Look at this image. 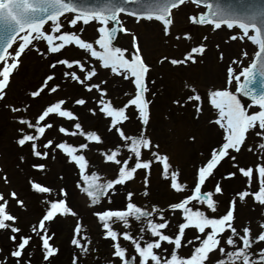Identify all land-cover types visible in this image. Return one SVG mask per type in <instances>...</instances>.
<instances>
[{"label": "snow or ice", "instance_id": "obj_1", "mask_svg": "<svg viewBox=\"0 0 264 264\" xmlns=\"http://www.w3.org/2000/svg\"><path fill=\"white\" fill-rule=\"evenodd\" d=\"M140 3L141 0H104L98 5H88L80 0H0V102L7 99L12 78L22 66V57L34 51L42 59L48 60V67L53 73H45L41 77L40 84L30 92V98H38L46 91L49 96H53L63 90L61 84L50 83L56 80L55 70L61 66L65 69L62 72L65 83L74 82L88 93L95 92V97L89 98L95 107L89 108L88 112L92 116L102 115L108 120L107 132L115 135L118 140L116 145L108 148L102 134L95 130L86 131L80 117L70 107H65L69 104L68 99L55 97V102L48 103L31 119L24 116L30 105H6L10 113H20V117L15 119L20 127L14 142L20 149L27 145L29 155L37 160H55L57 153L62 154L67 163L78 170L76 187L88 197L90 207L101 204L105 199L111 205L113 197L117 195V186H127L129 182H134L141 170L144 172L142 195L149 197L154 165L161 169V177L168 182L170 191L177 194L190 193L162 208L157 204L149 206L138 203L135 200L136 193L127 190L123 208L108 207L94 211L93 215L102 225L104 238L111 241V264H116V261L119 264H264V247L258 253L254 252V245H264V221L258 222L256 229H253L251 220L237 226L238 203L244 204L251 199L264 207V0L259 3H245L241 0L240 11L225 9L219 3L213 4L208 0H151L144 4L142 11L126 7ZM188 4L198 9L187 16L191 25L209 26L213 30L238 28L242 34L231 35V41L247 39L258 46L254 59L239 74L232 66L226 69L227 83L229 86L235 83V93L225 88L207 94L208 103L217 112V118L210 121V124L223 131L221 140L210 148L208 155L196 167L191 186L183 179L180 168L173 165L170 155L162 153L161 146L154 143L148 133L153 103L149 95H154L148 81L152 67L142 54L139 37L124 27L125 21L121 19L122 15H127L134 18L136 23L143 20L158 22L164 37L174 38L179 46L182 40L192 39V34L185 30L183 34L174 35V10ZM201 7L207 11L199 10ZM93 23L98 25V39L89 42L82 38L83 29L79 26ZM118 34L132 36L131 50L114 46L113 40ZM202 39L206 42L208 37L205 35ZM41 43L43 49L39 46ZM73 45L83 50L85 56L62 57L63 51ZM216 47L219 49V45ZM206 51V43H199L185 49L182 58L169 59L164 56L159 63L194 65L200 62L198 58H203ZM243 55L247 57V51ZM51 56L57 57L55 62H52ZM223 58L221 52L219 60ZM93 60L100 68L110 69L114 76L133 85L134 91L125 93L126 101L114 103L109 98L106 79L93 82L98 76L97 64ZM237 63L242 62L232 61L233 65ZM257 76L260 77L259 88L255 86ZM151 83L154 85L155 81ZM240 96L249 97L260 110L250 114L238 98ZM89 99L76 98L74 105L83 107L89 103ZM173 103L181 108L193 106L195 116L199 119L203 112L204 98L193 86L189 94L174 99ZM130 109L134 110L139 123L134 133L126 127L132 122ZM52 117L74 122L71 130L55 120L49 122ZM54 128L65 137L80 136L86 142L73 144L67 139L48 138L46 133ZM250 137L259 143L250 146ZM190 140L196 142L197 137L192 135ZM91 144L105 145L98 152L104 164L117 167V173L112 178L102 176L97 171L90 172V161L85 152L90 150ZM125 150L130 153L127 159L122 157ZM245 150L255 154L256 159L245 161L242 165L239 157ZM145 152L149 154L148 157L144 156ZM20 161L26 162L27 157L21 155ZM222 162L228 163L230 167L217 179L216 173L222 167ZM31 167L42 172L47 165L33 163ZM2 172L3 169H0ZM2 178L6 184L9 183L6 174ZM241 178L243 183L235 190L224 214L211 216L209 212L216 213L221 203L216 197L224 193L223 182ZM210 179L216 182L211 190L205 191ZM29 183L37 193H53L51 187L35 180ZM59 196L63 198L45 202L48 207L42 218L30 226L28 234H22L19 217L12 214L9 207L10 200H14L21 209H25L24 201L14 190L7 198L0 192V231L10 233L8 239L11 242L7 255L0 248V264H9V261L12 264H32V253L28 249L34 242L41 251L44 264H51L60 252L56 246V233L50 229L58 217L77 218L70 243L82 252H88L87 245H91L92 241L87 235H82L84 225L78 213L69 206L67 189L60 188ZM193 202L205 206L209 211L201 210L200 207L194 209L191 206ZM177 212L181 214L180 219L173 224L168 213L175 219ZM132 220L140 222L139 235L114 227L116 223H122L124 229H130ZM186 230L197 234L193 239H187ZM121 240L128 242L134 255H130L129 247L122 245ZM184 247L190 248L189 254L181 255ZM79 259V256H73L72 264H79Z\"/></svg>", "mask_w": 264, "mask_h": 264}, {"label": "rangeland", "instance_id": "obj_2", "mask_svg": "<svg viewBox=\"0 0 264 264\" xmlns=\"http://www.w3.org/2000/svg\"><path fill=\"white\" fill-rule=\"evenodd\" d=\"M190 9H187L183 12L182 19H186V14L188 12H196L198 9L196 6L192 4L187 5ZM128 17V16H123ZM131 19L129 22V25L131 28H133L132 31L136 30V21L132 17H128ZM146 30V34L148 36H153L157 40V42L160 44L162 49L165 50H159L158 52H153V49L155 46L150 45V39L147 38L148 36L142 38V45L143 50L145 54L146 62L152 67V71L150 72V75L148 77L149 81V87L151 89L149 99L153 100V109L151 110V120L150 124L148 126L149 129H152L155 131V135L159 134V132L162 131L161 126L162 122L160 121V111L159 109L162 108L163 112L167 115V125L170 128H175L179 125L186 126L184 131H182L178 136L180 139V147L178 149V156L180 160V170L181 172H185V167L188 169L187 176L183 179L187 181V183L191 186L192 185V176H193V170L196 166L200 165V163L204 160V157H206L209 153V150L212 146H215L220 140H221V133L222 130L217 128V131L212 136L210 140L206 141L205 134H207V131H205V125L203 122H201L202 114L206 108V101L204 98V93L207 84H214L216 88L224 87V82L222 80L223 75V68L220 67L218 69V66H215L212 68V71L209 72L206 70V66L198 62L197 64H190L186 67L185 73L186 75L190 76L192 78V82H184L180 80V77L178 76V73L175 69H173L176 66L171 65L170 63L165 62L164 64H160L159 61L164 56H168L169 59L174 58L173 57V50L167 48L166 40L169 42L172 40V38H166L164 37L161 25L158 22L151 21L144 25ZM80 27V26H79ZM128 27V25H127ZM86 30L91 33L92 38L95 36L93 25H90L86 28ZM188 31L192 34V36L195 37L194 45L197 46V41L200 40V36H207L209 37L212 28L209 26H197V25H191L190 23H186L183 25H180L179 27H176L175 33L183 34L184 32ZM201 32V35L199 34ZM214 33H217L219 36L223 37V39L214 38L218 41H224L226 37L229 36L231 32H224L221 33L220 31L215 30ZM231 35V34H230ZM230 38V37H228ZM93 41V39H91ZM214 40V41H215ZM89 41V40H88ZM90 42V41H89ZM215 45H218L214 43V45H211V47L218 49L215 47ZM189 45H182L181 51H185V49H189ZM169 50V51H168ZM175 53V52H174ZM85 56V53L83 54ZM231 56V54H230ZM253 57V56H252ZM251 57V59H252ZM52 62H55L54 57H50ZM32 63L34 61L31 60ZM37 65V64H36ZM248 65V64H247ZM35 65H32L29 67L30 72L32 73V70L34 69V75L30 77H19V79H14L13 82H11L10 89L8 90L7 99L5 102H0V169H3V172L0 173V192H3L8 197V194L11 191H16L19 198L24 201L25 203V209H21L16 201L10 200V207L9 210L12 212V214L17 215L19 217L18 224L22 227V234H28L30 231V226L34 223H37L40 218H42V215L45 213L48 205L45 203L46 201L54 200L57 198H63L59 196V190L60 188H66L68 191V202L69 206L73 208L74 211L78 213V218L82 220L84 227V232L82 235H87L88 238L92 241L91 245H87L88 252L84 253L80 249H64L62 253L55 256L51 264H72V258L73 256H79V264H87V262H100L103 258L106 257V251L103 252L101 255H97L89 250L90 247L96 246L98 244V240L100 238L104 239V235L101 234V228L100 223L98 222V219L93 215V212L95 211V207H89L86 205L83 200L81 199L78 188L76 187L75 180H70L69 176L64 177L62 172L63 164L59 160V158H56L55 160H52L49 158L48 160H37L34 159L29 155V147L26 145L23 149H20L15 144V139L17 138V131L20 127L15 122V119H18L20 117V113H10L6 107V105L11 104L13 106H19V107H29V111L24 114L25 118H33L35 117L40 110L47 106L50 102H55V97L65 98L69 100V104L65 107H70L71 110H73L79 117H82L83 114L85 115V120H89L91 123L85 124L83 120H80L82 123L83 128L88 130H95L99 131L101 126L103 125L101 123L100 117L102 115L92 116L88 109L95 107V104L91 102L92 97H95L96 94L87 96L82 95L78 96L76 98H86L89 99V103L83 107L75 106L74 100L75 97L66 96L67 91H69L71 85H76L74 82L65 83L62 79V72H59L57 69L55 70V76L56 80L54 82H50L52 84L59 83L62 85V91L58 92L57 94H54L53 96H49L47 91L43 93L40 97L32 99L30 98V92L35 90L36 87L41 82V77L44 76L45 73L52 74L53 70L48 67V60H45L41 63L38 62L39 69L37 70L34 68ZM165 66L170 68L165 69ZM61 67V66H58ZM210 67V65H209ZM62 68V67H61ZM177 69V68H176ZM227 74V73H226ZM221 77V78H220ZM163 79L162 82L158 85V79ZM184 79V78H183ZM220 79V80H219ZM155 81V84L153 85L151 81ZM215 80V81H213ZM62 81V82H61ZM157 81V82H156ZM175 82V86L177 84L184 86L189 92L191 87H195L198 92L201 94L202 98H204V105H203V112L200 114L199 119L196 118L194 108L193 106L189 105L185 108H178L173 102L168 103H161L160 98V85L163 86L164 89H169L171 87L172 89V83ZM157 83V84H156ZM166 83V85H165ZM163 84V85H162ZM172 94H175V92L172 91ZM189 94V93H187ZM186 94V95H187ZM68 97V98H67ZM109 98L113 99L114 103H120L122 101H126L127 97L119 98L114 97L111 95V92H109ZM175 98H177L175 96ZM248 101V100H247ZM248 106L253 104L252 102L248 101ZM260 109L254 108L250 109L249 113L259 111ZM99 116V117H98ZM62 118L52 117L49 122L52 120L58 121ZM65 120V119H64ZM66 122H69L65 120ZM74 123V122H73ZM65 127H67V124L65 123H59ZM73 125V124H72ZM106 125V124H105ZM213 125V124H212ZM107 127V126H106ZM72 127H70L71 129ZM53 130H58L54 128ZM47 134V133H46ZM195 135L197 137L196 142H192L190 140V136ZM48 136V135H47ZM70 143L73 144H79L80 142H86V141H74V140H68ZM259 141L256 140L254 137H250L249 139V145L258 144ZM203 154V155H202ZM24 155L27 157V161L22 163L20 161V156ZM97 157L91 158L90 161V169L95 168V161ZM241 164L245 161H253L256 159V155L253 153H248L246 150L244 151L243 155L239 157ZM33 163H44L47 165L46 169L42 172L33 169L31 165ZM187 164V165H186ZM229 164L222 162V167H220L217 170L216 178L219 179L220 174L224 173L226 170H229ZM73 168V167H72ZM184 170V171H183ZM72 171L75 172V169H72ZM78 171V170H77ZM76 173V172H75ZM6 174L9 180V183H5L3 180V175ZM63 177L61 180L60 177ZM35 180L36 182L42 183L44 186L51 187L53 189V193L51 195L45 194V193H37L35 192L31 186L29 181ZM216 180L210 179L205 187V191L211 190L215 184ZM167 181L163 180L162 177L152 181L150 183V192L152 199H155V204H158L162 208H166L167 205L170 202H176L179 199L182 198L183 195H187L190 193L185 194H177L172 191H170L167 187ZM243 183V178L239 180L234 181H224L222 184V187L224 188V193L222 196L216 197L221 203L218 205L216 213H210L211 216L219 217L222 214H224L226 208L228 207V202L230 201L231 197L234 195V192L236 189L240 188ZM255 187V185H254ZM194 209L196 207H200L201 210H205L206 212L209 211L206 209L205 206H201L196 204V202H193L191 205ZM101 207H97V210H100ZM91 214V215H90ZM180 213L177 212L175 214V219H173V216L171 213H168V218L172 219L173 224L177 222V220L180 219ZM237 226L247 222L248 220L252 221V227L253 229L257 228V224L260 221H264V207H261L257 205L254 201L251 199H248L244 204L238 203V211H237ZM77 218L72 217H58L56 222H53L51 225H55V227L58 230V233L56 235V246H58L59 243L65 241H70V239H65L67 237V233H69L70 229L73 228V225L75 223ZM117 227V230H126L123 228L122 223H116L114 225ZM141 227L140 222L135 221L133 223V229H130L129 231H132L134 234L139 231V228ZM197 233H194L192 230H186V238L187 239H193L194 236ZM10 233L0 231V248L4 249V255H7L8 253V247L10 246L11 242L8 239V236ZM109 244H111V241L105 239ZM123 240H121L122 242ZM128 245V244H126ZM223 245V241H222ZM59 247V246H58ZM165 248L168 247V245H164ZM189 247H184L181 250V255H187L189 254L190 250ZM133 251V250H132ZM28 252L32 253V264H44L42 261L41 251L37 244L34 242L32 246L28 249ZM134 253V252H133ZM135 254V253H134ZM2 258V257H0ZM9 264H12L11 261H9Z\"/></svg>", "mask_w": 264, "mask_h": 264}, {"label": "bare ground", "instance_id": "obj_3", "mask_svg": "<svg viewBox=\"0 0 264 264\" xmlns=\"http://www.w3.org/2000/svg\"><path fill=\"white\" fill-rule=\"evenodd\" d=\"M187 9H190L188 6H182L179 10H174V17H175V28H174V32L176 30V27H179L180 25L189 23L187 20V16L189 14H192V12H188L186 14V19H182L183 16V12ZM205 8L201 7L199 10H204ZM123 16H127V15H122L121 19L123 21H125L124 23V27L128 28L130 30V32L135 33L138 37H139V42H140V46H141V51L142 54L145 57L144 54V50H143V45H142V38L148 36L146 34L145 30V24L149 23L150 21H146L143 20L140 23H136V30L132 31L133 28L130 27L129 22L131 21L130 18L128 17H123ZM90 25H93L94 28V33L95 36L92 38L91 33H89L86 28ZM90 25H80V28L83 29L82 32V38L85 39L86 41H90V42H94L96 39H98V32H97V28L98 25L93 23ZM128 25V27H127ZM203 27V26H202ZM215 30H211V33L208 37V40L205 42L203 41V35H201V32H199L200 36V40L197 41V45L199 43H206V47H207V51L206 54L204 55L203 58H198V60L200 61L201 64H203L204 66H206V70L209 72L212 71V68H214L215 66H218V69L221 67L223 68V75L222 80L224 82V87H219L216 88V86H214V84H207V86L209 85V87H206L205 89V101H206V108L202 114L201 117V122L204 123L205 125V131H207V134H205L206 137V141L210 140L212 138V136H214L213 133H215L217 131L218 126L216 125H212L210 124V121H213L217 118V112L216 110L208 103L207 101V94L212 91V90H223L225 88H228L229 90H232L235 93V83H233V85L229 86L227 83V72L226 69L229 66L234 67L237 70V74H239L240 71H242V69L244 67L247 66V64L250 62L251 57L254 55L255 50H256V45L250 43L247 41V39L245 40H236V41H231L230 37L231 35L235 34V35H241V31L238 28H234V29H227L226 27L222 28L221 30H217L220 31L221 33H224L226 31L231 32L229 34L228 37H226V39H224V41L222 42L221 40L217 42V40H215L214 38H218V39H223V37L219 36L217 33H214ZM80 34V33H78ZM175 34H179V33H175ZM253 34V33H251ZM147 38L150 39V45L155 46V48L153 49V52H158L159 50L162 49V47L160 46V44L157 42V40H155L156 38L153 36H148ZM93 39V41L91 40ZM215 40V41H214ZM195 42V37L192 36V39L190 40H182L181 43L179 44V46H177L176 41L174 40V38H172V40L169 42L168 40H166V44L168 45L167 48L173 50V57L174 58H182V53L184 51H181V46L182 45H189V49L190 47H193L192 45H194L193 43ZM218 43L219 45V49H216L213 47H211V45H214ZM113 44L115 47H120V48H127L129 50H131V46H132V36L131 35H124V34H118L115 38V40L113 41ZM42 49L44 48V45L41 43L39 45ZM217 45H215L216 47ZM162 50H165L164 48ZM169 51V50H168ZM247 51L248 56L245 57L243 55V52ZM223 53V60H219V55L220 53ZM84 54L83 50L78 49L76 46H69L67 47L63 53H62V57H82ZM231 54V56H230ZM54 57V60H56V56H52ZM34 61V63L31 62ZM46 59H42L41 57H39L34 51H29L27 52L23 57H22V66L20 68V70L14 74L12 81H14L15 77L16 79H19V77H32L34 75V69L32 70V73L29 70V67L32 65H35L34 68H36L37 70L39 69L38 67V62L41 63L43 61H45ZM146 60V59H145ZM233 60H237V61H241L242 63H237L235 65L232 64ZM93 63L97 64V68H98V76L96 78H94L93 82H99L101 80H107L108 84H107V88H108V92H111V95L114 97H118L119 98H124L125 93H132L134 91L133 85L126 80H123L122 78L118 77V76H114L110 69H102L99 67L98 63L96 61H92ZM37 64V65H36ZM210 65V67H209ZM187 66H176L173 69L176 70V72L178 73V76L180 77V80L184 81V82H192V78L188 75H186L185 70H186ZM170 68L165 66V69ZM177 68V69H176ZM57 70L59 72L64 71L65 69L62 67H57ZM34 72V73H33ZM150 75V73H149ZM220 77V78H221ZM184 78V79H183ZM220 80V79H219ZM163 79L159 78L158 79V85L160 83H164L162 82ZM215 81V80H213ZM62 82V81H61ZM157 82V81H156ZM70 84V81L67 82ZM157 84V83H156ZM163 85V84H162ZM166 85V83H165ZM172 89L171 87L169 89H164L162 88L163 86L160 85V98H161V103H168L173 102L174 99H180L186 96L187 93H189V91L184 87L181 86L179 84H177L175 86V82L172 83ZM172 91L176 93L172 94ZM87 95V96H91L94 95L95 92L93 93H88L86 91H84V89L81 86H76V85H71L69 91H67V95L66 96H70V97H78V96H82V95ZM175 96L177 98H175ZM68 98V97H67ZM241 100V103L243 105H245V109L246 111H249L250 109H254V108H259L258 106L251 104L250 106H248V101L246 99H244L243 97H238ZM168 101V102H167ZM169 102V103H170ZM155 105H151V110L153 109ZM181 108V107H178ZM159 113H160V121L162 122L161 126L162 127V131L159 132V134L155 135V131L152 129L148 128V133L151 136V138L153 139V142L156 144H159L161 146V152L162 153H167L170 155L171 158V162L173 163L174 166H180V160H179V156H178V149L180 147V139H179V134L186 130L184 129L186 126H182L179 125L175 128H170L166 121H167V115L165 114V112H163L162 108L159 109ZM99 115V114H98ZM129 115L132 116V122L130 124H127L126 127L130 130V132L134 133L137 131V128L139 126V123L136 119V116L134 114V110L130 109L129 110ZM100 116V115H99ZM98 116V117H99ZM101 119V123L103 124L101 126V128L98 131V134H102V137L105 141V145L108 148H111L112 146L116 145L118 143L117 137L113 134H110L107 132V127L109 124V121L106 120L103 116L100 117ZM80 120H83L85 124H89L91 123L89 120H85V115L83 114L82 117H80ZM59 123H65L67 124V127L70 129V127H72L73 122H66L64 119H59L58 120ZM57 121V122H58ZM106 124V125H105ZM107 126V127H106ZM71 130V129H70ZM223 131V130H222ZM46 135H48V138H52V139H60V140H74V141H83L84 139L80 136H76V137H65L63 136V134H59L56 130H50ZM105 145H95V144H91L90 145V150L85 152V155L87 156V158L90 160L93 157H97L96 161H95V168L90 169L91 171H97L100 175L105 176L107 178H112L116 173H117V167L115 165H111V164H104L102 162L101 156L99 155L98 149L99 150H103ZM130 153L127 152V150H125L122 153V157L127 159L129 157ZM148 153L145 152L144 156L148 157ZM56 158H59V160L62 162L63 167H62V174L64 177L69 176L70 180H75V182H77V180L79 179L78 176V171L75 168L74 165L67 163L65 157L60 154L57 153L56 154ZM187 165V164H186ZM199 166V165H198ZM196 166V167H198ZM73 167V168H72ZM195 167V169H196ZM72 169H75V172L72 171ZM195 169L193 170V173L195 171ZM184 171V170H183ZM161 169L158 168L157 166L154 165L153 169H152V173L150 176V183H152V181L155 182V180L161 178ZM188 173V169L187 167H185V172L182 173V176L185 178L187 176ZM143 177H144V172L141 170L140 172H138L136 180L134 182H129V184L127 186H117V195L113 197V203L111 205H109L107 203V199H105L104 201H102L101 204H98L95 206V211L97 209V207H101L102 208H113V209H119V208H123L125 206V192L127 190H131L134 191L136 193L135 196V200L142 204V205H151V204H155V199H152V196L150 195L149 197H144L142 195L143 190H144V186H143ZM151 190V189H150ZM79 195L81 197V199L83 200V202L86 205H90V201L88 199V197L86 195H84L83 193H81L78 189ZM155 201V202H154ZM158 205V204H157ZM90 207V206H89ZM100 209V210H101ZM91 215V214H90ZM99 222V221H98ZM135 221L132 220L130 221L131 223V227L130 229H133V223ZM100 223V222H99ZM85 227V226H84ZM115 227V226H114ZM86 228V227H85ZM100 228H101V234L103 235V229H102V225L100 223ZM117 229V227H115ZM50 229L52 232H55L56 235L59 234L57 228L55 227V225H50ZM73 229V228H72ZM72 229H70L69 233H67V237L65 239H70L72 238ZM130 229H126V230H130ZM136 235H139V231H137ZM70 237V238H69ZM104 237V236H103ZM122 245L129 247V251H130V255H134V251H132V247L128 244V242L122 241L121 242ZM128 244V245H126ZM59 248H60V253L63 252V250L65 249H75L74 246L71 245L70 241H63L61 240V243L58 244ZM264 247V245H254V252L258 253L260 251V248ZM190 250V248H188ZM89 250L95 254H103V252L106 251V257L102 259V261L100 262H94V263H90L87 262V264H111V261L113 259L112 257V247L111 244H109L105 238H100V240H98V244L96 246H92L89 248ZM231 250V249H229ZM116 264H119V261H116Z\"/></svg>", "mask_w": 264, "mask_h": 264}, {"label": "water", "instance_id": "obj_4", "mask_svg": "<svg viewBox=\"0 0 264 264\" xmlns=\"http://www.w3.org/2000/svg\"><path fill=\"white\" fill-rule=\"evenodd\" d=\"M80 2L88 4V5H98V4L103 3L104 0H80ZM148 2H151V0H141L140 4H131V5H127L126 7L128 9H137V10H141L142 11L143 7H144V4L148 3ZM208 2H211L213 4L219 3L223 8L228 9V10H235V11H240L241 10V8H240L241 0H208ZM244 2L245 3H248V2L259 3V2H261V0H244ZM205 11H207V9H205ZM115 38H114V40H115ZM259 79H260V77L257 76V83L255 85L257 88H259V83H258ZM246 98L251 100L249 97H246Z\"/></svg>", "mask_w": 264, "mask_h": 264}]
</instances>
